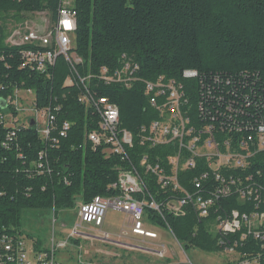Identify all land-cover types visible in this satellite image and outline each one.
<instances>
[{"label": "trees", "instance_id": "1", "mask_svg": "<svg viewBox=\"0 0 264 264\" xmlns=\"http://www.w3.org/2000/svg\"><path fill=\"white\" fill-rule=\"evenodd\" d=\"M62 1L0 0V84L6 86L0 98L13 93L17 86L34 91L38 109L59 107L54 112L50 139H43L37 127L30 125L17 132L6 147L10 129L0 123V228L33 239L37 250L46 246L40 236L24 231L26 212L58 215L73 209L78 197L86 203L97 196L112 197L118 191L110 186L121 169L135 167L141 171L146 155L149 163H164L177 152L175 143L150 146L140 141V127L159 118L145 93L144 81L154 82L160 76L175 80L183 87L193 115L210 94H234L244 106L247 96L252 109H264V0H74V52L82 63L73 65L60 55L45 71L22 67L24 50L43 49L10 44L13 30L34 13L47 12L55 23ZM125 60L139 65L136 76L141 80L130 88L119 83L108 85L95 77L102 67L114 71ZM186 70L198 74L185 77ZM68 80L72 84H67ZM87 89L118 105L121 128L133 134V145L126 147L125 159L118 154L107 155L104 145L89 139V133L99 129L100 118L94 107L80 101ZM65 122L70 127L66 136H60ZM200 124L194 117L192 125ZM42 152L45 166L39 168ZM187 156L185 152L183 159ZM261 157L258 154L256 159ZM205 162L197 158L195 168L179 173V183L188 192L202 194L193 181L208 171ZM144 181L147 191L143 196L160 206V211L147 207L146 219L170 231L184 250L224 252L240 241V233L225 236L221 245L220 235L211 230L216 218L229 216L233 210L242 214L255 210L253 202L232 195L219 200L206 217L200 216L193 204L185 206V214L174 215L166 203L182 195L164 192L151 174L145 175ZM210 181L206 179L204 185ZM237 250L256 253L259 245L251 236L239 242Z\"/></svg>", "mask_w": 264, "mask_h": 264}, {"label": "built area", "instance_id": "2", "mask_svg": "<svg viewBox=\"0 0 264 264\" xmlns=\"http://www.w3.org/2000/svg\"><path fill=\"white\" fill-rule=\"evenodd\" d=\"M72 3L62 1L57 21L50 30L38 24L29 25V21L13 30L8 39L10 44L33 45L43 49L24 50L22 67L45 71L55 64L60 55H64L73 65L82 63V59L74 52L77 13ZM138 70V64L125 60L114 71L102 67L95 77L108 85L119 83L130 88L134 82L141 80L136 76ZM197 74L194 70L184 72L185 77H195ZM144 83L150 105L157 111L159 118L140 127V141L150 146L175 143L178 145L177 152L168 156L164 163H149L146 155L141 162V171L135 167L121 169L117 181L110 186L118 194L112 197L97 196L90 202L79 203L80 222L74 227L72 236H88L80 231L84 224L102 227L108 210L113 208L132 219L130 231L133 235L159 239V233L147 226L150 223L146 219V208L160 211V206L154 199L148 200L143 196L147 191L144 176L151 174L164 192L170 190L182 195L166 203V209L174 215L185 214V206L193 204L200 216L206 217L219 200L232 195L253 202V212L242 214L233 210L229 216H218L211 230L220 235L221 245L225 244V236L240 233V241L236 240L222 252L235 256L228 264H261L264 259V210H261L264 208V109H252L247 96L244 106L241 100L234 98V94L228 97L210 94L199 103L198 114L193 115L189 101L184 98L183 87L175 80L160 76L154 82ZM4 89L6 86L0 84V91ZM33 92L16 86L13 93L0 98V123L10 129L4 146L9 147L17 132L30 125L37 127L43 139H50L55 128L54 112L59 107L38 109L36 96L35 99L32 97ZM80 101L94 107L100 118L99 129L89 133V139L96 145H104L107 155L118 154L125 159L126 147L133 145V134L121 128L118 105L108 98L98 97L96 92L88 89ZM194 117L200 119L199 127L192 125ZM37 120L44 121V126L40 127ZM69 127L70 123L65 122L60 136H66ZM53 141L57 139L53 138ZM185 152L188 156L183 159ZM258 154H262V157L256 159ZM44 158L42 152L37 163L39 168L45 166L41 161ZM197 158H204L208 168L193 181L195 189H199L202 194L188 192L178 180L181 171L196 167ZM258 164L262 167H257ZM206 179L212 182L204 185ZM251 236L258 242L259 250L250 254L239 252V242ZM102 237L106 240L109 235ZM67 244L66 240L57 241L53 232L51 244L46 249L37 250L34 241L26 235L12 234L0 228V264H60L57 252L66 249ZM166 251V246L162 245V250L155 255L164 258Z\"/></svg>", "mask_w": 264, "mask_h": 264}, {"label": "rangeland", "instance_id": "3", "mask_svg": "<svg viewBox=\"0 0 264 264\" xmlns=\"http://www.w3.org/2000/svg\"><path fill=\"white\" fill-rule=\"evenodd\" d=\"M27 21L29 25L38 24L49 30L54 26L47 12L30 14ZM67 84H72V81L68 80ZM32 97L35 99L34 92ZM37 123L40 127L44 126L42 120H37ZM81 201L78 197L73 209L61 211L58 215H55V212L45 215L34 211L24 214V231L36 237L40 236L45 246L51 244L53 232L57 241H68V247L57 252V261L60 264H96L101 261L120 264H228L235 258L233 254L230 256L226 253H208L198 249L184 250L170 231L151 223L148 227L159 233V239L133 235L130 231L132 219L126 213L113 208L108 210L102 227L84 224L80 231L88 236L73 237V229L80 222ZM105 234L109 235L106 240L102 237ZM162 245L167 248L164 258L155 255L157 251L162 250Z\"/></svg>", "mask_w": 264, "mask_h": 264}, {"label": "crops", "instance_id": "4", "mask_svg": "<svg viewBox=\"0 0 264 264\" xmlns=\"http://www.w3.org/2000/svg\"><path fill=\"white\" fill-rule=\"evenodd\" d=\"M150 223V222H149ZM104 225V224H103ZM147 226H149V225H147ZM149 229H151V228H149ZM152 230V229H151Z\"/></svg>", "mask_w": 264, "mask_h": 264}]
</instances>
